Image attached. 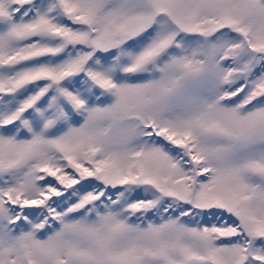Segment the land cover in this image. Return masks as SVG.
Here are the masks:
<instances>
[{"label":"snow or ice","instance_id":"1","mask_svg":"<svg viewBox=\"0 0 264 264\" xmlns=\"http://www.w3.org/2000/svg\"><path fill=\"white\" fill-rule=\"evenodd\" d=\"M0 264H264V0H0Z\"/></svg>","mask_w":264,"mask_h":264}]
</instances>
